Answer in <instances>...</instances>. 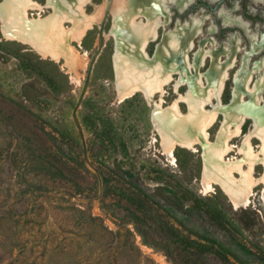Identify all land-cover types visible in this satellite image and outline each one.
<instances>
[{"label": "rangeland", "instance_id": "374dc122", "mask_svg": "<svg viewBox=\"0 0 264 264\" xmlns=\"http://www.w3.org/2000/svg\"><path fill=\"white\" fill-rule=\"evenodd\" d=\"M92 2L87 14L103 0ZM223 2L225 12L238 11L232 18L250 25L226 27L221 17L217 23L219 48L231 39L245 41L238 50L242 64L251 38L264 35V0ZM223 10L196 0L189 12L219 16ZM108 12L103 28L73 43L87 54L86 65L74 72L7 41L0 27V264H264V185L246 208L236 209L218 186H203L201 148L165 154L152 121L160 96L153 106L141 93L118 100L114 41L104 36L112 26ZM231 58L224 53L222 64ZM240 67L222 94L223 111L249 103L239 99L234 83ZM257 82L258 74L252 89ZM176 98L174 84L166 87L164 109ZM262 98L258 108H264ZM223 120L211 130L212 143ZM253 124L244 126L235 147ZM253 144L259 153L261 141ZM238 149L226 162L243 158ZM257 168L260 178L263 165Z\"/></svg>", "mask_w": 264, "mask_h": 264}, {"label": "bare ground", "instance_id": "6f19581e", "mask_svg": "<svg viewBox=\"0 0 264 264\" xmlns=\"http://www.w3.org/2000/svg\"><path fill=\"white\" fill-rule=\"evenodd\" d=\"M170 1L184 10L193 0ZM165 3L166 0H103L92 14H87L86 8L93 4L92 0H46L44 6L35 0H3L0 27L7 41L26 45L43 59L63 63L68 72H74L86 65L87 54L80 52L73 43L80 44L97 26L103 28L106 11H109L112 26L104 36L114 41L113 67L118 100L122 102L141 93L152 105L160 96L153 110V113L158 111L159 116L155 119L153 115L152 121L155 132L161 136L165 154L171 156L178 148L194 151L201 148L203 186L210 189L218 186L236 209L246 208L256 189L264 185V173L260 178L256 175L259 165L264 169V108H258L261 97L264 98L260 97L264 94V61L254 63L248 71L250 57L264 52V36L260 41L252 37L249 54L239 64V39H231L219 48L215 40L203 38V18L192 17L190 23L181 24L171 32L167 30L160 37L159 29L164 25L161 15L168 16L162 12ZM46 9H51L52 13L46 17L40 14L30 17V12ZM229 17L224 15L225 23L233 21ZM66 23L72 27L67 28ZM212 31L213 28L209 33ZM152 44L153 53L149 54ZM217 47L219 50L215 49ZM226 52H231L232 58L222 64ZM239 66L240 72L233 80L239 90V99H249V103H237L231 110L223 111L222 94ZM257 74L258 82L252 89ZM173 84L177 98L164 109L166 87ZM182 89L184 94H181ZM222 118L216 141L212 143L211 130ZM253 119L254 129L238 149L234 141L243 137L244 126ZM254 139L261 141L259 153L254 148ZM237 149V154L243 158L226 162Z\"/></svg>", "mask_w": 264, "mask_h": 264}, {"label": "flooded vegetation", "instance_id": "af4514ba", "mask_svg": "<svg viewBox=\"0 0 264 264\" xmlns=\"http://www.w3.org/2000/svg\"><path fill=\"white\" fill-rule=\"evenodd\" d=\"M195 1L196 0H193L184 10H181L175 3L171 2L170 0H166L165 6L163 7L162 12L166 13L168 16L166 18L164 15H161L160 19L164 23V25L161 26L159 29L160 37H162L164 33H167V30H168V32H171V31H174L177 28V26H179L181 24L184 25L186 23H190L193 20V18H195V17L204 19V24H203V28H202L203 38H206L207 36H212L213 38L210 37L211 38L210 40H213V41L215 40L216 44H217V39H216L215 35H216L217 31L220 29L217 26V23L219 22L220 17H221V19H223V21H224L223 25L226 27L235 26L238 28H244L246 30H248V28H250V25L245 22L243 17H239V18H232L231 17L232 14L238 13V11L236 9H232V10L228 11L229 13L225 12V10L228 6V3L223 2V0H209L211 3H215V4L218 3L224 9L223 11H221L219 13V16L217 14H215V15L211 14L210 15L209 12H206V11H202V12H204L203 15H205V16L200 15V14L191 15L189 10L192 7V5L195 3ZM173 9H175L176 12H173ZM226 13L230 14V17ZM224 15L228 16L233 21H229L228 23H225ZM182 16H188V17H186L184 20H182ZM108 17L111 19V13H109V12H108ZM174 18H175V20H174ZM211 28H213V31H212V33H209V30ZM205 35H206V37H205ZM263 36L262 37L261 36L260 37H254L253 39L254 40L257 39L260 41V40H262ZM253 39L251 38V45H252ZM238 42H239V46H240V44L245 42V41L238 40ZM250 49H251V47H250ZM262 56H264V52L261 53V55L251 56L250 57V64L254 61H257ZM262 58H264V57H262Z\"/></svg>", "mask_w": 264, "mask_h": 264}]
</instances>
